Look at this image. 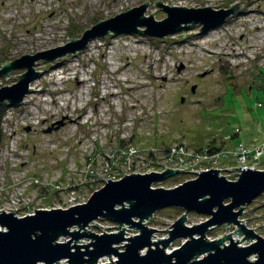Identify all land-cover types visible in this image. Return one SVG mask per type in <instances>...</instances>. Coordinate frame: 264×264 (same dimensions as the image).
I'll return each mask as SVG.
<instances>
[{
    "label": "rangeland",
    "instance_id": "1",
    "mask_svg": "<svg viewBox=\"0 0 264 264\" xmlns=\"http://www.w3.org/2000/svg\"><path fill=\"white\" fill-rule=\"evenodd\" d=\"M155 1L0 0V65L64 45L96 22L145 2L149 3L145 15L152 12L160 20L166 14ZM160 1L219 9L239 0ZM198 28L163 38L133 33L97 37L75 55L36 61L34 68L41 75L30 84L32 93L25 95L21 105L8 107L0 118V210L18 209L15 215L23 217L34 214V209H66L85 203L106 179L160 172L158 168L164 171L166 165L180 169L173 164L156 165L160 156L152 168L138 163L129 167L121 144L145 150L175 143L194 149L212 144L227 150L258 141L264 128V0H249L216 28L203 33ZM22 72L12 70L8 79L0 75V86L16 82L13 76ZM62 119L59 129L47 131ZM192 153L183 154L182 160ZM231 163L220 165L226 169H212L234 180L240 170L227 168L247 164L252 169L253 162ZM193 164L190 173H178L151 187L170 188L195 178ZM71 189L75 191L68 192ZM184 212L170 206L145 219L149 228L156 229L151 240L168 237L166 229H172ZM209 217L190 211L184 224L197 225ZM238 219L264 238V192L245 205ZM123 227L127 228L125 237L139 233L126 224ZM85 229L96 234L118 231L116 223L105 218L90 222ZM237 229L233 224L214 226L206 238L230 233L242 246L256 241L242 239L245 234L234 232ZM80 240L81 244L90 241ZM184 240L172 241L165 252L180 247ZM228 242L226 238L224 243ZM108 261L102 257L99 264Z\"/></svg>",
    "mask_w": 264,
    "mask_h": 264
},
{
    "label": "water",
    "instance_id": "2",
    "mask_svg": "<svg viewBox=\"0 0 264 264\" xmlns=\"http://www.w3.org/2000/svg\"><path fill=\"white\" fill-rule=\"evenodd\" d=\"M248 1L239 0L227 8L215 9L212 6H170L158 0L154 5L166 14L160 20H156L152 12L145 15L148 2L102 19L64 45L2 62L0 75L6 79L10 78L12 70L24 69V72L13 76L17 81L11 85L0 86V105L18 106L25 95L32 93L30 84L41 75L34 68L38 60L48 62L67 54L75 55L94 38L107 35L133 33L163 38L184 34L194 26L199 27L198 33H203L223 24ZM194 88L193 85L191 91ZM63 124V119L59 120L47 131L59 129ZM232 169L240 170L238 174L233 173L237 174L234 180L211 168L195 172L198 173L195 178L170 188L151 186L183 170L166 168L163 172L132 173L119 180L106 179L85 203L66 209H34V214L23 217L15 215L18 209L0 210V264H58L61 260L66 264H99L102 257L109 259L103 264H264V238L238 219L245 205L264 192V169L228 168ZM170 206L185 212L171 225L172 229H166L168 237L151 240L156 229L149 228L144 220H150L156 212ZM190 211L210 217L200 224L186 226V213ZM98 218L116 223L118 231L96 234L85 229ZM124 224L139 233L125 237ZM221 224L226 228L237 225L234 232L245 234L242 239L255 238L256 241L242 246L230 233L214 240L206 238L214 226ZM74 226L77 229L71 230ZM60 237L69 239L59 242ZM80 238L90 241L81 244ZM180 238L186 240L166 253L170 243ZM226 238L229 239L227 245ZM112 256L116 259L112 260ZM250 256L255 258L251 260Z\"/></svg>",
    "mask_w": 264,
    "mask_h": 264
},
{
    "label": "built area",
    "instance_id": "3",
    "mask_svg": "<svg viewBox=\"0 0 264 264\" xmlns=\"http://www.w3.org/2000/svg\"><path fill=\"white\" fill-rule=\"evenodd\" d=\"M121 147L122 149L120 150V152H122L124 157H126L124 162L126 164L128 163L129 167H135L134 165L138 163V164H143L145 166H149L150 168H152L151 164L154 163L153 161H156L157 156H160L161 158L159 160L160 163L156 161L158 162L156 163V165L158 164L163 165V163L173 164L177 168L180 167V169L183 170L181 171L182 173L189 172L190 171L189 167L191 163H195L193 164L192 166L193 170L191 171V174L193 176L198 174L195 172L207 171L211 168L226 169L220 165H232L233 163L231 162H234V161H237L240 163H246L247 161L250 160L253 162L251 163L252 169L254 168L261 169L262 168L261 166H264V128L261 131V138L257 143H254L253 145H250V146H246L244 144H238V145H235L233 148L227 149V150L219 149V151H216V150L214 151V149H210L208 147H205L202 149H192L190 147H187L186 145H183V143H175L173 145H168L165 147L152 146L150 148H147L146 150L136 148L134 147L133 144H127V145L125 144L124 146H121ZM189 149L192 150L193 153L190 154V156L186 158L185 160L184 159L182 160V155L188 154L190 152ZM186 163H189V164L186 166L182 165ZM167 167L169 166L166 165V167L164 168H167ZM246 167H250V165L244 164V166L241 168H246ZM158 169L160 170V172L163 171L160 168ZM223 169L221 171H223ZM235 178L236 177H234L233 179ZM178 184L177 183L173 184L172 187ZM72 191H75V189H71L68 192H72ZM70 197L73 200H77L75 199L76 197L75 195L74 196L72 195Z\"/></svg>",
    "mask_w": 264,
    "mask_h": 264
},
{
    "label": "trees",
    "instance_id": "4",
    "mask_svg": "<svg viewBox=\"0 0 264 264\" xmlns=\"http://www.w3.org/2000/svg\"><path fill=\"white\" fill-rule=\"evenodd\" d=\"M8 108V106L6 104L0 105V118H2V116L4 115L5 110ZM237 134H233L232 137H235ZM261 138V137H260ZM260 140V139H259ZM121 143V142H120ZM122 146V144H121ZM206 147L210 148V149H214V151H219V148L214 147L212 144H208ZM194 149V148H192ZM198 149H202V148H198ZM164 182V181H162Z\"/></svg>",
    "mask_w": 264,
    "mask_h": 264
},
{
    "label": "flooded vegetation",
    "instance_id": "5",
    "mask_svg": "<svg viewBox=\"0 0 264 264\" xmlns=\"http://www.w3.org/2000/svg\"><path fill=\"white\" fill-rule=\"evenodd\" d=\"M238 12H239V11H238ZM229 18H230V17H229ZM229 18H228V19H229ZM228 19H227V20H228ZM227 20H226V21H227ZM194 90H195V89H194ZM191 92L193 93L194 91H191Z\"/></svg>",
    "mask_w": 264,
    "mask_h": 264
},
{
    "label": "crops",
    "instance_id": "6",
    "mask_svg": "<svg viewBox=\"0 0 264 264\" xmlns=\"http://www.w3.org/2000/svg\"><path fill=\"white\" fill-rule=\"evenodd\" d=\"M259 141V140H258ZM258 141L254 142V143H257ZM251 145V144H250Z\"/></svg>",
    "mask_w": 264,
    "mask_h": 264
},
{
    "label": "bare ground",
    "instance_id": "7",
    "mask_svg": "<svg viewBox=\"0 0 264 264\" xmlns=\"http://www.w3.org/2000/svg\"><path fill=\"white\" fill-rule=\"evenodd\" d=\"M182 173V172H181Z\"/></svg>",
    "mask_w": 264,
    "mask_h": 264
}]
</instances>
